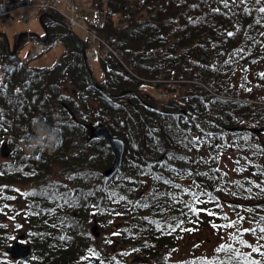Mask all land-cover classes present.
<instances>
[{"label":"trees","instance_id":"16d2710c","mask_svg":"<svg viewBox=\"0 0 264 264\" xmlns=\"http://www.w3.org/2000/svg\"><path fill=\"white\" fill-rule=\"evenodd\" d=\"M91 4L96 15L104 14L103 20L87 19L104 40L103 46L96 45L103 69L99 80L94 79L85 58L89 38L68 27L59 9L42 13L48 28L42 35L63 42L59 63H31L19 48L11 50V40L0 27V65L5 73L0 82V141L7 135L16 148L10 159H0V181L11 183L10 194L0 196V248L21 227L15 217L22 211L30 241L36 245V264H76L69 256L88 242L90 212L97 211L95 216L102 223L117 206L124 210V219H114L113 224L117 223L115 234L125 247L114 249L113 257H125L131 247L151 259L142 264H235L228 259L229 252L217 248L232 244L234 249L251 252L247 245L229 238L237 228L247 244L264 245L258 229L243 232L257 228V222L264 227L260 219L264 217V156L259 158L264 153V94L253 93L264 87V13L257 11L264 7V0L260 4L229 0L228 7L220 0H91ZM215 8L220 12H214ZM31 18L32 14L26 21ZM34 32L29 31V36ZM229 32L235 34L228 36ZM62 78L74 83L76 94L62 92ZM152 89L163 90L164 95L171 92L170 105L154 103L157 92ZM96 97L98 105L93 106L89 99ZM185 107L198 116L190 115ZM119 109L125 112L117 117ZM113 111L116 117L108 119ZM37 117L60 134L62 144L54 153H28L23 148L22 141L32 132ZM100 119L126 142L123 165L115 174L106 175L99 167L112 160L109 143L98 136V144L84 130L86 123ZM138 123L139 144H134L130 133ZM206 126L214 130L209 132ZM204 143L211 149L202 161L208 175L204 179L217 186L227 183L235 215L221 211L226 197L213 187L201 186L202 174L193 164L189 175L193 186L183 180L190 169L181 159L191 160L196 152H205ZM228 146L236 149L234 174L217 163L222 148ZM56 160L71 161L78 177L74 192L60 180L48 178L53 176ZM30 178L37 179L38 191L28 189L24 206L8 199L18 192L14 181ZM192 193H199L203 203L196 204ZM68 197L75 199L73 203ZM73 204L79 216L71 210ZM209 205L214 215L190 211L192 206L207 209ZM238 217L245 219L232 228L214 227ZM181 221L180 227L169 231L168 225ZM253 257L264 259L255 253ZM106 262L115 264L107 258Z\"/></svg>","mask_w":264,"mask_h":264},{"label":"rangeland","instance_id":"374dc122","mask_svg":"<svg viewBox=\"0 0 264 264\" xmlns=\"http://www.w3.org/2000/svg\"><path fill=\"white\" fill-rule=\"evenodd\" d=\"M74 1L77 3V5H79L77 8V14H79L80 20L82 19V20L86 21L87 18H92L93 13H94L93 12L94 7L91 4V0H74ZM58 5L61 6V8L65 11L68 9V5H66V0H61ZM99 16H101V15H95L94 18L96 19ZM49 22H50V20H49ZM0 27L8 32L9 38L12 41H13L15 32L17 31V29H20V28L21 29H27V30L28 29L34 30L38 33L45 31L41 17H39V16L38 17H32L29 21H24L18 17V14L16 15L15 13H13V15H6L5 17H1L0 18ZM74 31L78 34V36L86 37L87 31L83 28V26L75 25ZM51 34H52V32H51ZM30 44H31L30 41L27 42L20 49V51L22 53H27L29 51L28 49H29ZM63 48H64L63 42L62 41H56L55 43L51 44L50 47H47L44 51L40 52V54L32 56L30 58V61H31V63L36 64L38 66L51 65L52 63L56 62L57 60L59 63L60 61H62L61 58H62V54H63L62 51L64 50ZM88 58H90V61H89L90 65H91L90 69L92 68L93 69L92 71H94V73H93L94 79L99 80V79L103 78L102 77L103 69L100 66L98 58L94 57V60H92L93 58L90 55H88ZM91 60L93 61V63ZM250 77H251V79L254 80V77H255L254 71L250 72ZM60 80H61L60 86H61L62 92H65V94H68V95L69 94H73V95L76 94L75 85L71 80H69V78H65V79L62 78ZM235 81L240 82V77L235 76ZM143 86H144V88L149 87V85L145 82L143 83ZM152 90L154 92H157V90H155V89H152ZM162 91L160 93L157 92V96L153 97L154 99H152V101L156 104H163V102H164L165 105H168L169 101H170V98L168 96L171 94V92L166 91V93L164 95V93ZM253 93L255 95L264 94V87L263 88H259V87L255 88L253 90ZM174 95H176L178 97L180 96L177 94H174ZM118 99L121 100L120 98L117 97L116 100H118ZM97 100H98L97 97L89 99V101H94L93 103H91L93 106L98 105ZM115 112L116 111L108 113L109 114L108 119L114 118V116L116 115V114H114ZM124 112H125L124 110L119 109V113H118L117 117L122 115ZM188 113L190 115H193L192 112H188ZM195 116H198V114H196ZM206 122L207 121H205L203 123L205 124ZM211 127H213V126H211ZM211 127L206 126V128L209 132L214 130V128H211ZM140 128H141V126H139V123H138V127L136 129L132 130L130 133V137L132 139V142H134V144H137V143L139 144L138 141H139V136H140V132H141ZM87 129H88V125L86 123L84 126L85 132H87ZM261 136L264 137V129L261 130ZM96 138H98V136L92 137L90 139H94L95 141H98V140H96ZM3 140L7 141V144L9 145L11 150L6 155L1 154V152H0V159L1 160L2 159H10L12 157V152H13V149L15 148V146L13 145V143L12 144L10 143V140L8 139L7 135H3L2 139L0 141V147H1ZM100 141H98V144L101 143ZM108 146L110 147L111 152H112L113 157H114L115 154L113 152L112 146L110 144ZM202 148L204 149L205 152H203L202 154H200L199 152H196L193 159L188 160L187 156H185L184 158L181 159V161H182L181 164L185 167L189 166L188 168L190 169L187 171L188 173H186L185 175L183 173H181L185 176L183 178V180L185 183H188L190 186H193V184H192L193 182L190 181L189 175H191L190 171H192V169L194 171V167H197V170L202 174V178L200 181L201 186H204L206 188L208 186L213 187V188H215V190L217 192H220L222 194V196L226 197V199H224V201H223L224 206L222 207L221 211L224 212L225 214L235 215V213H234L235 206L230 201L231 200V198H230L231 194H229L227 183H224L222 185L217 186V185L213 184L212 182H206V180L204 179V178H207L208 175H207L206 168H205L206 166L202 161H203V158L205 157V155L209 156L211 154V149L208 146V144H205V143L202 145ZM222 149L223 150L221 151L220 157L217 159L218 165L222 169L230 170L233 174L236 173V170H234V164H235L234 157H235L236 149L232 148L230 146H228L227 148H222ZM90 151H91V147L89 148V152ZM125 155L126 154L124 153L123 158L125 157ZM163 155H164V153L162 154V157H163ZM177 156L178 155H174L171 157H173V158L175 157L177 159ZM263 156H264V153H262L259 158L263 159ZM113 157H112V159H113ZM192 164L194 165V167H191ZM71 166H72L71 161H67V163H65V162L61 163V162H58L56 160V162L53 165V167H54L53 176L51 175L48 178L53 179V180H57V179L60 180V182H62L66 186H70L73 189V190H71V192L72 191L74 192L73 186H75L77 184L78 177H76V175L73 174L74 170H72ZM99 167L102 169V172L105 171V170H103L105 166L104 167L99 166ZM85 174H87V173H85ZM117 177H118V175H117ZM13 184L15 186H17L18 190H19L18 192H15V194L13 196V197H15L13 202L16 204L18 203L20 206H24L23 204H25L26 197H27V195H25V193L28 192V189H32V188L35 191H38V188L36 187V185H38L39 183L37 182V179L34 180V179L30 178V179L24 180V181L23 180L22 181H14ZM10 185H11V183L8 181H4V180L0 181V186H7V187H0V196H3L2 194H4V193L6 195L10 194L8 191V187ZM52 189H55V188L52 187ZM49 193L50 192H47L46 194H44L43 198L48 199ZM57 193L59 195H61L62 189H59ZM68 198L71 199V203H73V201L75 200V199L70 198V197H68ZM228 198H230V200H228ZM209 208L212 210L211 205H209V207H207V210H209ZM71 210L75 211L76 216L80 215L79 209L75 208L74 204H73V207ZM96 212L91 211L89 219H88L89 221H88L87 225H88V230H89V237L86 239L88 241L87 244H85L83 247H81V249L79 251H77L73 255L69 256V258L71 259L70 261H73V263L74 262L79 263L85 257L90 256L92 253L91 250L95 249L96 251H98L100 253V257H102L103 259L107 258V259H110L112 261H115V264H123L124 261H126V264H140L139 260L134 259L135 258L134 254H136V252H138L140 255H142V252L139 250H136V249H132L131 247H128L126 249L127 251L125 252L124 261H122V259H119L117 256H114V257L112 256V252H113L112 250L125 247V244H123L122 242L117 240L114 232L118 231V229L113 224L114 219H117V221H122L124 219L123 218L124 217L123 213H125L124 210L121 212L119 207H117V206L114 207V210H112V211L109 210V216L106 217L105 218L106 220H103L102 223L99 221L98 218H96V216H95ZM25 215L26 214L22 211L20 213H16L15 220H20L21 227L19 229L17 228L14 231L13 236L16 237L17 232L24 230V231H26L25 233H27V236L23 240L30 241L31 240V234H29V225H28V223H26L27 220H26ZM51 216L54 217V212L51 213ZM23 219H24V221H23ZM15 220L13 218H7V221L9 223H11L13 221L15 222ZM73 220H74L75 224L77 225V220L76 219H73ZM110 220H112V221L109 222ZM207 220L208 221L206 223L210 224L209 219H207ZM8 229H9V225H8ZM97 230H98V232H96ZM225 230H226V228L224 229V232H225ZM212 243H213L212 240H210L208 242V246H209L208 250H210V251L212 249ZM31 244H33L32 245V252L26 258L13 257L5 250L6 247L0 248V256L2 257L3 264H36V261H35V259H36L35 257L37 255L36 254V245L34 243H31ZM200 248L201 247H199L198 249H200ZM179 252H181V251L179 250ZM118 256L123 257L122 254L120 255L119 251H118Z\"/></svg>","mask_w":264,"mask_h":264},{"label":"snow or ice","instance_id":"6c2138e0","mask_svg":"<svg viewBox=\"0 0 264 264\" xmlns=\"http://www.w3.org/2000/svg\"><path fill=\"white\" fill-rule=\"evenodd\" d=\"M220 2L222 4H224L225 7H228L229 0H220ZM235 2H236V0H232V3H235ZM240 2L243 3L244 0H240ZM260 3H261V0H256V4H260ZM194 7H195V5H194ZM212 10L214 12H220L219 8H215V9H212ZM245 11H248V9H245ZM257 11L259 13H264V7H259L257 9ZM256 23H259V21H256ZM234 34L235 33H233V32L227 33L228 36H233ZM261 35H264V33H261ZM240 51L242 52L243 49H241ZM261 76L264 77V73H261ZM17 91H20V90L17 89ZM195 139L198 140L199 138H195ZM0 187H7V186H0ZM257 187H259V185H257ZM16 191H19V190L17 189ZM25 195H28V194L25 193ZM113 195H115V194L113 193ZM192 195H193V197H194V199L196 201V204L203 203V201H201L199 199V196H200L199 193H192ZM14 198L15 197H8V199H14ZM120 199L123 200L124 197H120ZM142 206L147 207V205H142ZM190 211H192L193 213H198L199 211H207L208 215H214V213L211 212L210 210L198 209L195 206L190 207ZM145 219H147V218H145ZM244 219H245L244 217H238L237 220H230L228 222V224H226V225H220V226H215L214 225V227L232 228L234 225H238L239 222L241 220H244ZM260 219L264 220V217H261ZM182 223H183V221H181L180 223H178L175 226L168 225L169 231L170 232H174L176 230V228L181 226ZM157 227H162V226L157 225ZM257 229L261 233V236L258 239L259 240H264V227H260L259 226V222H257V228H244L243 232L244 233H248V232L255 233L257 231ZM187 230L191 231V229H187ZM229 238L233 239L235 241H238L241 245H247L248 247L251 248V252L245 253V252L240 251L239 249H234L232 244H221L219 246V248H217V251L218 252H224V251L229 252L230 255L228 256V259L230 261H234L235 264H240L241 261H243L244 264H264V259H256V258L253 257V253H255V254H258L260 257L264 258V245H258V246L253 247L252 245L247 244V241H245V240L240 238L239 229L238 228H237L236 232H233V233L229 234ZM93 255H95V253H93Z\"/></svg>","mask_w":264,"mask_h":264},{"label":"water","instance_id":"95a60500","mask_svg":"<svg viewBox=\"0 0 264 264\" xmlns=\"http://www.w3.org/2000/svg\"><path fill=\"white\" fill-rule=\"evenodd\" d=\"M21 35V33H20ZM20 35L18 37H20ZM88 64V62H87ZM185 110H189L188 107H185ZM95 135H100L105 137L106 141L108 143L112 144L115 158L113 162L110 164V166L106 167L105 173L110 174L113 172L116 168H118L121 164V160L123 157V151L125 149L126 142L124 140V137L121 135H116L113 132H111L110 127L103 121H97V123H90L89 128L87 130V136L92 137ZM1 154H8L11 148L7 144L6 140H3L1 147H0ZM7 251L11 253L12 256H21V257H27L28 254L31 252V244L29 242L23 243L20 242L18 239L12 241L7 246ZM82 264H102L97 261L96 258H90L87 260H84Z\"/></svg>","mask_w":264,"mask_h":264},{"label":"clouds","instance_id":"9594fccd","mask_svg":"<svg viewBox=\"0 0 264 264\" xmlns=\"http://www.w3.org/2000/svg\"><path fill=\"white\" fill-rule=\"evenodd\" d=\"M23 148L28 153H54L62 144L58 131L50 127L46 120L39 117L32 121V132L22 141Z\"/></svg>","mask_w":264,"mask_h":264},{"label":"built area","instance_id":"2783aa9c","mask_svg":"<svg viewBox=\"0 0 264 264\" xmlns=\"http://www.w3.org/2000/svg\"><path fill=\"white\" fill-rule=\"evenodd\" d=\"M58 0H0V15H5L8 12L15 11L18 8H29L30 11L25 13L24 11L20 12V16L22 18H27L28 15L31 13H35L38 10L42 9H49V7H54ZM73 8L75 5L73 3L70 4ZM69 24H73L76 22L75 16L70 14L68 18ZM34 39V47L33 51H40V49L43 47V45H46L47 43H44L40 39ZM96 48H89L88 53L90 55H94Z\"/></svg>","mask_w":264,"mask_h":264},{"label":"bare ground","instance_id":"6f19581e","mask_svg":"<svg viewBox=\"0 0 264 264\" xmlns=\"http://www.w3.org/2000/svg\"><path fill=\"white\" fill-rule=\"evenodd\" d=\"M46 106V105H45ZM101 120V119H100ZM139 186V185H138ZM140 187V186H139Z\"/></svg>","mask_w":264,"mask_h":264}]
</instances>
